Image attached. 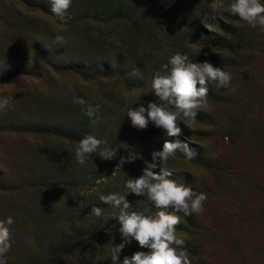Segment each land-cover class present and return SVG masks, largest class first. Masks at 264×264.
<instances>
[{"label": "rangeland", "instance_id": "obj_1", "mask_svg": "<svg viewBox=\"0 0 264 264\" xmlns=\"http://www.w3.org/2000/svg\"><path fill=\"white\" fill-rule=\"evenodd\" d=\"M232 2L202 0L199 17L186 27L185 47L179 49L193 62L207 61L231 73V87L209 85L207 107L199 110L195 121L180 123V136L169 137L155 127L148 137H134L123 133L119 110L123 106L127 114L143 104L145 96V107L159 103L151 88L154 74L135 65H116L112 54H89L106 45L107 39L100 43L105 30L124 33L127 23L104 27L88 21L90 38H85L82 30L62 26L38 3L0 0V97L11 98L9 108L0 112V221L8 217L14 221L9 226L7 264H44L55 250L57 256L50 264H74L71 257L78 248L62 253L58 240L63 233L73 228L88 231L96 218L92 207L105 206L100 196L108 195L115 185L121 196L132 194L125 187L124 174L130 170L133 174L127 179L139 178L153 151L177 141L189 143L197 156L187 160L178 151L165 165L172 172L170 179L208 197L202 214L185 220L182 212L174 213L181 218L177 234L185 239L184 250L192 264H264V29L252 28L232 15L228 11ZM218 23L228 25L227 31L219 30ZM57 35L64 37L63 44L54 43ZM208 37L215 38V44ZM109 39L115 41L117 36ZM110 43L117 53L120 43ZM161 51L160 45L155 55ZM93 59L97 62L91 64ZM106 61L115 65L102 69ZM146 69L151 72L149 66ZM91 74L97 79L89 80ZM77 98L86 105L75 103ZM65 104L71 110L68 120ZM75 105L85 109L99 105V111L107 113L102 117L98 111L96 116L99 126L107 128L105 141L118 149L115 159L102 160L94 153L84 166L77 163L78 142L96 131L72 125ZM58 127L67 129L62 134L72 131L84 136L61 135ZM119 137L128 140L124 144ZM131 150L141 152L144 160L125 163L112 175L120 157ZM53 165L56 169L51 171ZM132 196L134 205L145 203L151 208L147 214L155 215L157 209L146 197ZM110 229L111 225L105 226L103 231Z\"/></svg>", "mask_w": 264, "mask_h": 264}, {"label": "clouds", "instance_id": "obj_2", "mask_svg": "<svg viewBox=\"0 0 264 264\" xmlns=\"http://www.w3.org/2000/svg\"><path fill=\"white\" fill-rule=\"evenodd\" d=\"M51 12L60 21L67 23V10L72 0H49ZM228 11L238 16L252 28L264 29V2L262 0H233ZM54 43L63 44L64 37L57 35ZM231 73L205 61L197 63L190 60L188 55L175 53L168 62L161 66L152 79L151 88L160 103L149 102L145 107L140 104L130 108L127 116L133 127L144 130L149 123L162 129L169 137H178L182 134L180 123L195 121L200 109L207 107L209 85L217 89L231 87ZM75 103L86 105V101L77 98ZM11 104V98L0 97V112L5 111ZM99 111V105L87 106L86 115L92 117ZM98 123L97 120L92 121ZM118 149L111 148L107 141L93 135L84 136L75 149L77 163L84 166L87 160L98 153L102 160H113ZM181 152L187 160L197 156V152L189 147V143L179 141L165 142L162 150L151 153V162L144 161L143 174L136 179H128L125 187L137 197H146L157 209L155 215L143 212L129 211L131 205L126 196L109 194L100 196L102 204L111 205L118 209L116 219L120 224L119 232L122 243L111 249L112 264H121L120 253L127 244L136 241L140 248L147 251H137L131 258L124 257L122 264H192L185 249V239L178 236L177 226L181 222L179 215L185 216L202 214L207 200L206 193H197L191 186L177 183L170 179L172 172L165 165L170 159ZM144 160L141 152L131 150L127 157H120L116 170H120L125 163L135 160ZM159 169L156 173L154 170ZM173 210L169 212L168 210ZM148 210L145 209V212ZM91 213L101 217L104 209L93 206ZM14 223L11 217L0 221V264H7L6 254L11 248V233L9 226Z\"/></svg>", "mask_w": 264, "mask_h": 264}, {"label": "trees", "instance_id": "obj_3", "mask_svg": "<svg viewBox=\"0 0 264 264\" xmlns=\"http://www.w3.org/2000/svg\"><path fill=\"white\" fill-rule=\"evenodd\" d=\"M22 2H25L27 5L30 4L31 6L38 3L43 9L54 15L51 12L49 0H22ZM262 2H264V0H262ZM201 3L202 0H72L71 7L67 10L66 15L69 19L66 24L63 21H60L55 15L54 17L57 19L59 24L62 26H68L70 30H82L83 32L81 33V36H85V38H90V32L86 26L88 21H97V23L100 24L103 23L104 27L111 24L117 25L118 23H127V28L124 33H114L111 30H105L104 32L106 34H104V38L100 43L104 44V41L107 39L106 45L99 46V49L94 48L89 54H94L92 57L97 54H112L115 55L114 59L116 60V65H135L134 67L137 70L142 72L147 71L153 75L161 69L162 65L168 62L172 55L178 52L182 53L179 49L185 47L183 41L187 32L186 27H189L199 17L201 12ZM217 26L219 30H222V32L227 31L226 27L228 25L218 23ZM84 27H86L85 30L83 29ZM162 32L165 34L159 37L158 34ZM170 32L171 35L167 34ZM172 33L175 35H172ZM199 33H202L201 28L199 29ZM115 35L117 36V40L110 41L109 38ZM165 35H168L169 37L167 38ZM210 36L213 35L210 34ZM213 39L215 38L208 37V42L215 44ZM110 42H115L117 44L120 43V48H118L117 53L109 47L111 46ZM160 45L162 47V51L158 53V55H155V52H158ZM95 51L100 53H94ZM139 52H141L140 56H138ZM100 56H97L96 58H99ZM96 62L97 60L93 59L91 64ZM104 63L106 66L102 67V69L105 70H109L113 65H115V62L110 63L109 61H106ZM148 66L151 72L146 69ZM82 70L84 69L81 67V71ZM88 79L95 80L97 79V75L91 74V77ZM147 101L148 99L145 96L143 101L144 106ZM74 107L75 112L72 115L74 116L75 121L72 125L75 128L81 126L87 132L89 127L90 131H93L94 127L96 131L94 135L96 138L102 140H106L108 138V136L103 134L107 128H102L99 126V123L93 124L92 122L93 120H99L96 113L94 116L89 117L86 115L85 107H81L79 105H75ZM121 107L122 108L119 110V114L121 116V122L124 124L123 133L125 135L129 134L134 137L141 135L142 137H148L150 134H153L151 131L155 132L154 129H150L155 128V126L151 123H149L148 127L144 130L133 127L132 124L127 121L128 116L125 113L127 108H123V106ZM106 109L110 110V108ZM63 112L68 120L71 110L67 108V104L64 105ZM100 113H102V117L107 116V113ZM67 120H65V122H67ZM56 130L57 133L64 136L72 133V131H69L68 134H62L63 132L66 133L67 129L63 131V129L59 127ZM159 130V133H163L162 129ZM71 135L78 137L77 139L84 136L82 132L79 133V136L76 132ZM119 138V140H123L122 142L124 144L128 140L124 137V139L121 137ZM68 140L71 141L69 136ZM109 143L111 144V142ZM117 143L118 142H112L113 146L115 144L117 145ZM55 169L56 168L53 165L50 170L53 171ZM155 172L157 173V171ZM132 174L133 172L128 170L123 176V179L125 180L124 182H127L128 180L127 175L129 177ZM115 187L116 185L113 189H108L107 194L121 195L122 191H119L117 187ZM126 199L132 207L129 211H137L147 214V212L151 210L150 206L145 203L134 205V198L132 194H127ZM103 209V215L94 219V224L88 231H81L77 228H73L71 231L63 233L62 239L60 238L61 240H58L60 243L59 245H61V248L59 249L62 253L63 250L78 248V251L74 253V258L71 257L74 259V264H101V262L102 264H112L111 250H107L108 252L106 253L104 248L111 247L110 249H112L114 245L123 242L119 232L120 224L116 219L118 209L112 207L111 205H105ZM145 209L148 211L145 212ZM109 212H113L114 215H110ZM185 220H188L187 216L185 217ZM110 225V232H104L103 228ZM54 234L56 235L59 233L54 232ZM53 242L54 245L58 244V242L54 239ZM86 248L89 249L85 250ZM55 251L50 255L44 264H50L52 262L53 258L57 256L55 255ZM137 251H142V248L139 247L136 241H132L130 244H127L120 253V261L122 262L124 257H131Z\"/></svg>", "mask_w": 264, "mask_h": 264}]
</instances>
